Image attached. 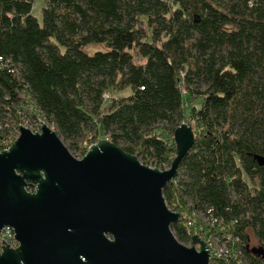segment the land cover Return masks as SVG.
<instances>
[{"label":"trees","instance_id":"1","mask_svg":"<svg viewBox=\"0 0 264 264\" xmlns=\"http://www.w3.org/2000/svg\"><path fill=\"white\" fill-rule=\"evenodd\" d=\"M34 2L0 0V149L39 116L70 150L97 131L166 169L187 122L164 188L175 236L226 242L215 264H264L246 247L264 246V0H45L42 23Z\"/></svg>","mask_w":264,"mask_h":264},{"label":"water","instance_id":"2","mask_svg":"<svg viewBox=\"0 0 264 264\" xmlns=\"http://www.w3.org/2000/svg\"><path fill=\"white\" fill-rule=\"evenodd\" d=\"M0 151V232L15 231L0 264H210V244L195 234L187 246L172 225L182 213L166 202L164 188L195 142L194 128L175 130L177 154L160 169L142 163L109 138L75 157L46 122ZM264 166V155L256 154ZM264 259V247H248Z\"/></svg>","mask_w":264,"mask_h":264},{"label":"rangeland","instance_id":"3","mask_svg":"<svg viewBox=\"0 0 264 264\" xmlns=\"http://www.w3.org/2000/svg\"><path fill=\"white\" fill-rule=\"evenodd\" d=\"M44 5H45V0H35L34 5H33V11L32 12L34 13V15L36 17H38V19H39V21L41 23L43 22L42 10H43V6ZM100 48H103V47L101 45H92V46H90L88 48V50L93 52L94 50L100 49ZM134 55H135V61L136 62H144V59L140 55H138L137 53H135ZM41 120L46 122L44 119H41L39 116H38L37 119L25 118V119H22V121L19 123V125H24V126L29 127L33 131H37V130H40V122H41ZM52 127L55 129L54 126H52ZM18 135H19V128L16 129V131L12 132V134L7 137V139L5 141L6 143L4 145L5 147L3 149H0V151H2L4 149L8 148L9 146H11V144L14 143V141L17 139ZM102 138H109V137L107 135H104L101 132L89 131V132H87V134H85V136L83 138V141L79 144L80 145V149H78V150H70V151L72 152V154L75 157L82 158L87 153V151L89 150L90 146L95 144V143H97L98 140H100ZM63 141L69 148V142L65 141L64 139H63ZM251 241H252L251 243L254 244L253 246H257L258 245L257 241L255 240V238L253 236H252V240ZM185 245L192 246L193 244H185Z\"/></svg>","mask_w":264,"mask_h":264},{"label":"built area","instance_id":"4","mask_svg":"<svg viewBox=\"0 0 264 264\" xmlns=\"http://www.w3.org/2000/svg\"><path fill=\"white\" fill-rule=\"evenodd\" d=\"M41 122H44V121L41 120ZM41 122H40V130H41V124H42ZM40 130H37V131H40ZM197 235H199L201 238H203L204 240H206L210 244V246H211V261H210V264H215L214 262L218 258H223V257H228L230 255H233V250L232 251L230 250V248L227 245V243L226 242L225 243H221L218 240V238L215 237L214 235H211L210 237H205V235L202 236L200 234H197ZM227 237H228V239H231L232 235L231 234H227ZM3 240H4V242L6 244L10 245L11 247H17L19 245V242L15 238V231L10 226H6L0 232V253H2L3 246L5 245L3 243ZM251 242H250L249 245H247V244H246L247 246L245 245L247 247V249H248V247H252L254 245ZM257 246L264 247L261 244H258ZM235 256H237V257L238 256H242L241 251L235 252Z\"/></svg>","mask_w":264,"mask_h":264}]
</instances>
